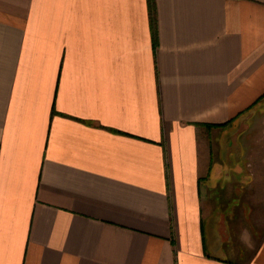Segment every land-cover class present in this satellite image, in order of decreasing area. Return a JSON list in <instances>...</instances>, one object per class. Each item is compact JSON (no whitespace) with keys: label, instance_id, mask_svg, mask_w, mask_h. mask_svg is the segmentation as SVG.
<instances>
[{"label":"crops","instance_id":"crops-1","mask_svg":"<svg viewBox=\"0 0 264 264\" xmlns=\"http://www.w3.org/2000/svg\"><path fill=\"white\" fill-rule=\"evenodd\" d=\"M153 4L0 0V264H264V0Z\"/></svg>","mask_w":264,"mask_h":264},{"label":"rangeland","instance_id":"rangeland-1","mask_svg":"<svg viewBox=\"0 0 264 264\" xmlns=\"http://www.w3.org/2000/svg\"><path fill=\"white\" fill-rule=\"evenodd\" d=\"M252 122L255 124L257 130L250 131L247 136L253 134L254 136L253 138L256 141V146H254V148L256 149L257 157L260 159L262 158V156H264V102H262V104L258 106L257 112L254 116V119H252ZM245 123L246 121L244 122V124ZM245 125L240 124V127L236 126V130L232 132H231V129L224 130L222 134L223 141H226V144H227L229 134L232 133L233 134L232 136H234L237 129H239V132L241 133L240 128L245 127ZM227 149L229 148L227 147ZM228 151L229 150L227 151L225 150L224 154H228ZM259 166H262V164H259V162H256L255 168H260Z\"/></svg>","mask_w":264,"mask_h":264},{"label":"trees","instance_id":"trees-1","mask_svg":"<svg viewBox=\"0 0 264 264\" xmlns=\"http://www.w3.org/2000/svg\"><path fill=\"white\" fill-rule=\"evenodd\" d=\"M150 2L152 3V9H153V6H154V4H153V0H150Z\"/></svg>","mask_w":264,"mask_h":264}]
</instances>
